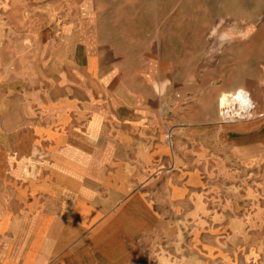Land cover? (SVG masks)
<instances>
[{"label":"rangeland","instance_id":"obj_1","mask_svg":"<svg viewBox=\"0 0 264 264\" xmlns=\"http://www.w3.org/2000/svg\"><path fill=\"white\" fill-rule=\"evenodd\" d=\"M13 82L18 106L27 94L37 102L41 91L45 106L80 98L84 106L120 109L131 122L144 108L151 118L159 96L164 125L181 99L216 94L219 116L229 92L246 90L264 103V0H0V94ZM207 112H191V121L205 122ZM259 118V161L242 169L228 162L201 180L202 219L186 228L179 264H264ZM201 134L197 128V140Z\"/></svg>","mask_w":264,"mask_h":264},{"label":"crops","instance_id":"obj_2","mask_svg":"<svg viewBox=\"0 0 264 264\" xmlns=\"http://www.w3.org/2000/svg\"><path fill=\"white\" fill-rule=\"evenodd\" d=\"M16 83L0 94V264H179L186 228L202 219L201 180L259 161L261 118L221 122L216 94L179 100L164 125L159 96L151 118L144 108L131 122L80 98L45 106L41 91L18 106Z\"/></svg>","mask_w":264,"mask_h":264},{"label":"built area","instance_id":"obj_3","mask_svg":"<svg viewBox=\"0 0 264 264\" xmlns=\"http://www.w3.org/2000/svg\"><path fill=\"white\" fill-rule=\"evenodd\" d=\"M219 108L220 116L224 122L262 116V113H255V103L246 90L226 93L220 100Z\"/></svg>","mask_w":264,"mask_h":264},{"label":"bare ground","instance_id":"obj_4","mask_svg":"<svg viewBox=\"0 0 264 264\" xmlns=\"http://www.w3.org/2000/svg\"><path fill=\"white\" fill-rule=\"evenodd\" d=\"M239 91V90H238Z\"/></svg>","mask_w":264,"mask_h":264}]
</instances>
